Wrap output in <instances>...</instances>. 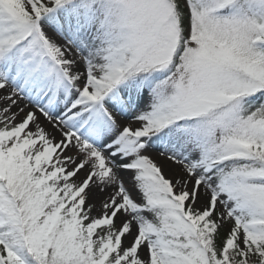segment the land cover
<instances>
[{"label":"snow or ice","instance_id":"obj_1","mask_svg":"<svg viewBox=\"0 0 264 264\" xmlns=\"http://www.w3.org/2000/svg\"><path fill=\"white\" fill-rule=\"evenodd\" d=\"M0 264H264V0H0Z\"/></svg>","mask_w":264,"mask_h":264}]
</instances>
